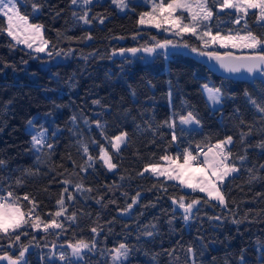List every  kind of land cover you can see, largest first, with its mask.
I'll return each mask as SVG.
<instances>
[{
    "label": "trees",
    "instance_id": "obj_1",
    "mask_svg": "<svg viewBox=\"0 0 264 264\" xmlns=\"http://www.w3.org/2000/svg\"><path fill=\"white\" fill-rule=\"evenodd\" d=\"M126 3L121 9L112 0H93L86 6L92 22L84 24L73 13L82 15L85 6L73 5L71 0H20V14L27 15L30 23L43 25L47 51L68 56L47 66L44 58L14 46L0 31V161L4 162L0 195L12 191L27 210L32 207L22 199L27 194L43 222L59 210L56 202L62 193L67 209L56 218L63 229L45 232L25 226L20 231L27 235H21L19 242L0 234V256L8 253L16 258L23 245L28 248L27 264H64L58 256L63 251L70 257L69 242L94 240L95 248L72 260L73 264H111L112 250L120 243L130 251L119 264H264V148L258 146L264 141V113L245 96L247 92L264 106V78L260 74L248 80L221 78L206 69L204 60L180 53L155 56L146 63L130 60L127 52L120 55L121 48L181 40L139 28L147 5ZM230 14L214 16L213 34L229 30L243 34V21L234 24ZM248 23L255 33L264 34L254 16L248 17ZM183 40L200 47L193 36ZM203 84L222 88L224 95L215 111L203 95ZM188 111L201 123L181 132L174 113ZM173 119L180 136L177 142L171 141L172 130L164 123ZM39 130H47L52 148L37 152L33 147L31 136ZM125 132V143L113 151L114 137ZM242 133L246 134L243 142ZM226 136L233 137L229 147L240 169L221 188L227 209L199 192L183 191L164 177L138 175L147 165H162L164 155L174 158L189 146L194 150L197 144L215 143ZM84 144L94 159L92 167L85 163ZM100 146L117 164L113 171L99 159ZM237 156H246L243 164ZM81 166L87 171H81ZM66 180L71 183L65 184ZM77 184L82 188L78 190ZM181 196L186 203L201 200L188 221L172 203ZM133 198L137 203L125 211ZM73 213L74 220L66 218ZM94 227L97 233L91 231Z\"/></svg>",
    "mask_w": 264,
    "mask_h": 264
},
{
    "label": "snow or ice",
    "instance_id": "obj_2",
    "mask_svg": "<svg viewBox=\"0 0 264 264\" xmlns=\"http://www.w3.org/2000/svg\"><path fill=\"white\" fill-rule=\"evenodd\" d=\"M19 2L20 0H0V17L6 18L7 22L6 28L0 29V31H6L7 35L17 44H24L28 49H33L36 53H45L48 49L49 41L43 39V25L30 23L27 15H21L17 8ZM92 2L93 0H71V4L73 5L85 6L82 15L77 16V13L74 12L73 16L83 21L84 24H90L92 22L88 18L90 9H87L86 6ZM112 3L121 9L128 6L126 0H112ZM36 7L37 5L33 4V8L35 9ZM214 8L218 9V11L214 12ZM225 9L233 10L230 15L234 16L232 21L234 24L240 25L241 21H243V34H241V30H236L234 33L232 30H229L228 34L223 35L220 31H216L213 34L210 22L214 16L218 19L219 13ZM250 15L255 17V23L258 27L264 28V0H159L158 3H153L152 12L141 14L139 23L145 24L147 22L157 29L162 28L166 32H172L174 36L181 37V40L174 43L171 39H165L163 41H156L151 46L121 48L119 49V54L124 55L127 52L136 56L142 52L149 57L163 55L167 58L175 50L183 48L199 56L207 57L210 61L215 60L220 69L226 73H240L244 71L249 75L260 74L264 78V34H257L251 29L248 23ZM145 17H148L147 21ZM100 23H103V18L100 19ZM165 25L168 26L166 27ZM184 35L195 37L201 41V46L190 45L183 40ZM86 38L92 39L91 36ZM37 41H39L38 44ZM34 44L36 45L35 48H33ZM216 45L224 49L248 51L245 55H235L232 51H225L221 54L214 50H208ZM47 55L51 57L53 52L47 51ZM56 55H60V53H56ZM202 89L206 95L207 102L211 105L215 106L221 103L224 95L222 88L203 84ZM169 96H171V93H169ZM245 96L249 98L259 113H264V106L258 105L247 92H245ZM94 103L98 104L99 101H94ZM176 115H178L179 125L181 126H198L201 123L198 116L192 111H188L186 115L174 113V116ZM73 119L75 120V117ZM95 123L97 127H101L99 121ZM164 123L172 130L171 141L177 142L180 136L176 131V120L173 119ZM31 124L32 121H29V125ZM180 131L183 132L184 128L181 127ZM245 135L244 133L241 134L242 142ZM126 137V132L115 136V143L111 144L112 148L119 151L121 144L125 143ZM31 140L37 152L45 146L52 148V144L47 143V130L37 131L36 134L31 136ZM233 143V137L226 136L215 143L197 144L194 150H190L189 146L174 158L168 155L162 156L160 159L166 161L167 166L160 164L147 165L143 172L138 173V175H143L144 172H151L157 177H164L168 181H176L179 186L190 189L192 192L204 193L207 200H215L219 206L227 209L228 204L221 188L227 177L233 173H238L240 170L236 166L235 161L232 160L233 154L229 146ZM258 146L264 148V141ZM82 148L83 153L87 156L85 163L88 167H92L94 159L89 155L88 146L84 144ZM99 159L103 161V165L109 171L117 168V164L112 162L111 155L103 146H100ZM181 159L182 162H180ZM236 159L243 164L246 156H237ZM3 163V161H0V165ZM261 167H264V165H261ZM81 171H87V167L81 166ZM21 183L22 181L18 179L17 184ZM64 183L69 184L71 181L66 180ZM76 188L79 190L82 188V185L77 184ZM87 191H91V189H87ZM64 192H68V189L65 188ZM137 196H139V193ZM22 199L28 201L32 207L25 210V206L20 202L21 198L16 196L12 191H7L6 195H0V234L8 236L10 239L14 238V242H19L21 235H27L26 232L20 231L25 226H29L34 230L42 228L45 232L49 228L63 229V224L57 222L56 219L67 211L63 193L56 202L59 205V210L54 215L49 213L52 218L47 222H43L39 213L36 212L34 199H31L27 194ZM68 199H73L71 194L68 195ZM207 200L205 203H207ZM97 203H100V200H97ZM136 203L137 199L133 198L132 203L128 204L125 211L131 209ZM172 203L177 204L183 210V219L188 221L194 207L199 205L201 200L192 199L191 202L186 203L184 196H181L178 199L173 198ZM75 215L73 213L66 218L74 220ZM215 219L219 220L221 217L217 216ZM91 231L97 233V228L94 227ZM145 234L148 236L152 235L151 232H146ZM67 246L71 249V256L69 257L65 252L61 251L58 258L64 264H73L71 258L81 259L85 251H92L95 248V241L77 240L75 243L69 242ZM9 247H13V244H9ZM27 250V246L21 245V250L16 258L5 253L0 256V260H6L8 264H27L25 260ZM112 251L114 253L112 259L115 262L127 259L130 249L124 243H120ZM188 251L192 252V249L189 248Z\"/></svg>",
    "mask_w": 264,
    "mask_h": 264
},
{
    "label": "rangeland",
    "instance_id": "obj_3",
    "mask_svg": "<svg viewBox=\"0 0 264 264\" xmlns=\"http://www.w3.org/2000/svg\"><path fill=\"white\" fill-rule=\"evenodd\" d=\"M134 2L135 3H139V2H141V3H145L146 5H147V7H148V12H152V8H153V3L154 2H156V3H158L159 2V0H134ZM216 11H218V9H216ZM224 12H228V13H232L233 12V10H230V9H225L223 12H220L219 14H221V13H224ZM1 18H3L4 19V22H5V26H6V24H7V22H6V18H4V17H1ZM145 20L147 21L148 20V17H145ZM166 27L168 26V25H165ZM139 28H146V29H152V30H154V31H157V32H162V33H164L165 35H168V36H174L173 34H172V32H166V31H164L162 28L161 29H157L156 27H154L152 24H149V23H145V24H140L139 23ZM5 35H6V37L12 42V44L14 45V46H17V47H19V48H21V49H23V50H25V51H27V52H29V53H32V54H34L35 56H38V57H40V58H44V60H45V64H44V66H47L48 64H53V63H56V62H62V61H65L66 59H67V57L68 56H65V55H52L51 57H49L48 55H47V51L45 52V53H36L33 49H28L27 48V46L26 45H24V44H17L15 41H13L12 40V38L11 37H9L8 35H7V32L5 31ZM184 36H191V35H184ZM39 43V41H37V44ZM35 44H34V46H33V48H35ZM200 46H201V41H200ZM208 50H214V51H217V52H219V53H221V54H223L225 51H232L234 54H245V53H247V51L248 50H240V49H224V48H220L218 45H216V46H214V47H212V48H209ZM173 53H180V54H183V55H189V56H191V57H193L194 59H196V60H200V61H203V60H205L207 57H202V56H199V55H197V54H195V53H192V52H190L189 50H187V49H183V48H180V49H178V50H175ZM128 55V58L130 59V60H132V61H138V62H141V63H146V62H149L153 57H149L147 54H145V53H138L136 56H133L131 53H128L127 54ZM142 57V58H141ZM155 57V56H154ZM165 57V56H164ZM202 92H203V95H204V97H205V99H206V95H205V93H204V91H203V89H202ZM207 101V100H206ZM208 103V106H209V108L212 110V111H215L218 107H219V104L218 105H215V106H213V105H211L209 102H207ZM178 124H179V120H178ZM180 127H183L184 129H186V130H190V129H194V128H196L197 127V125H184V126H181L180 125ZM112 143H115V141L113 140L112 141ZM122 145L123 144H121V146H120V148L122 147ZM112 150L113 151H117L116 149H114V148H112ZM101 162H102V164H103V161L101 160ZM167 166V165H166ZM106 169H107V167L106 166H104ZM108 170V169H107ZM109 171V170H108ZM113 171V170H112ZM146 173H150V174H152L151 172H146ZM152 175H154V174H152ZM232 175H234V173L232 174ZM156 176V175H155ZM173 182H175L176 184H178V182H176V181H173ZM181 187V189L183 190V191H185V192H192L190 189H186V188H183L182 186H180ZM201 194H203L204 196H205V194L204 193H201ZM206 197V196H205ZM207 198V197H206ZM211 201H213V202H215V203H218L217 201H215V200H211ZM41 230H43L42 228H40ZM71 251V250H70ZM114 255V253L112 254V256ZM70 256H71V252H70ZM72 260H79L78 258H71ZM112 260V262H111V264H119V262L121 261H113V259H111ZM0 264H8V261H6V260H0Z\"/></svg>",
    "mask_w": 264,
    "mask_h": 264
},
{
    "label": "water",
    "instance_id": "obj_4",
    "mask_svg": "<svg viewBox=\"0 0 264 264\" xmlns=\"http://www.w3.org/2000/svg\"><path fill=\"white\" fill-rule=\"evenodd\" d=\"M203 64L206 67V69L209 70L212 74L217 75L221 78H225V79L248 80L257 75V74L249 75L248 73L244 71H241L240 73H226L225 71L220 69L218 63L215 60L210 61L208 58L204 60Z\"/></svg>",
    "mask_w": 264,
    "mask_h": 264
},
{
    "label": "crops",
    "instance_id": "obj_5",
    "mask_svg": "<svg viewBox=\"0 0 264 264\" xmlns=\"http://www.w3.org/2000/svg\"><path fill=\"white\" fill-rule=\"evenodd\" d=\"M163 166H166L167 165V162L166 161H163V164H162Z\"/></svg>",
    "mask_w": 264,
    "mask_h": 264
}]
</instances>
